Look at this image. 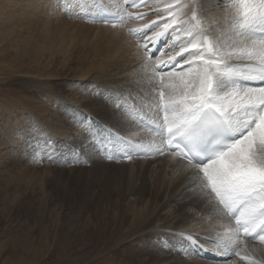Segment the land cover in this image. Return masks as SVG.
<instances>
[{
    "label": "rangeland",
    "instance_id": "rangeland-1",
    "mask_svg": "<svg viewBox=\"0 0 264 264\" xmlns=\"http://www.w3.org/2000/svg\"><path fill=\"white\" fill-rule=\"evenodd\" d=\"M62 4L0 0V264L155 263V250L107 249L103 220L111 212L100 208L93 218V200L105 204L90 197L106 201L122 186L123 173L92 159L87 136L76 133L67 111L70 105L123 128L119 112L101 97L122 91L134 99L145 89L134 80L143 58L125 33L78 22ZM154 15L146 22L159 18ZM80 157L91 159V166H73ZM92 225L101 227L97 235L88 232ZM179 257L199 263L188 252Z\"/></svg>",
    "mask_w": 264,
    "mask_h": 264
},
{
    "label": "snow or ice",
    "instance_id": "snow-or-ice-1",
    "mask_svg": "<svg viewBox=\"0 0 264 264\" xmlns=\"http://www.w3.org/2000/svg\"><path fill=\"white\" fill-rule=\"evenodd\" d=\"M141 7L170 17L151 36L146 30L155 21L129 30L144 40L138 47L144 50L142 66L149 73L154 101L153 116L145 125L152 139L133 143L114 135L113 147L105 149L107 159L130 161L147 154L177 160L201 196L226 218L234 237L227 254L239 256L236 249L245 240L264 244V0H216L222 13L216 28L204 26L201 15L206 13H198L194 0H116L114 11L100 0L62 4L74 18L113 27L143 19L146 13L128 10ZM169 29V48L179 51H170L167 61L154 60L149 43ZM113 102L123 111L120 98ZM33 158L37 163L43 159L36 152ZM182 238L199 246L193 234Z\"/></svg>",
    "mask_w": 264,
    "mask_h": 264
},
{
    "label": "bare ground",
    "instance_id": "bare-ground-1",
    "mask_svg": "<svg viewBox=\"0 0 264 264\" xmlns=\"http://www.w3.org/2000/svg\"><path fill=\"white\" fill-rule=\"evenodd\" d=\"M202 5L203 10L199 7L197 11L198 13H201V11L206 13L201 15L204 26L216 28L217 20L222 15L220 9L216 7V4L212 6L210 0H203ZM171 43L173 42L167 43L165 49L174 54L177 49H170L169 45ZM138 52L140 53L139 50ZM140 55L142 56L141 53ZM164 58L163 61L168 57ZM179 59L180 57L177 58V60ZM140 66L141 63L135 70L134 80L147 87L148 82L141 72ZM170 67L168 66L165 70ZM76 107L80 108L78 104H76ZM129 125L135 130L139 128L137 125ZM113 128L121 133L127 131L126 125L123 128L119 126H113ZM143 132L138 131L133 135V140L128 141L149 143L151 140L146 142V132ZM115 167L120 169V173H123H119L123 180L119 190L109 195L106 201L102 200L101 195L90 197L91 199L94 197L106 205L93 200L95 206L92 210L93 218L99 216L98 211L100 208L111 212L103 220L105 223L103 232L108 237L105 240L107 249L114 251L121 247L119 250L125 252V248L133 251L136 247H139L142 249V254L144 252L152 254V250L157 252V254L155 253L157 256L155 263L152 264H192L181 260L178 255H175L176 245L179 241L175 232L187 231V234H193L199 238V241L205 243L225 240V225L222 222L224 217L201 196L199 189L191 182V177L185 168L177 164L170 156H157L147 163L120 164L115 165ZM113 179L111 180L113 181ZM78 196L81 202L82 192H79ZM77 209L79 213L81 211L80 204ZM162 212L165 213L166 217H163ZM89 230L90 234L97 235L101 231V227L92 225ZM153 240L158 242L153 243ZM127 241L134 242V246L126 245L125 242ZM233 246L234 244L222 245L219 249L220 255H216L211 248H206L203 253L211 259L220 256L219 263L213 262L215 264H251L248 261L256 258V255H252L247 261V258L241 255L233 259L231 263H225V259L222 258H227V254L224 251L233 248ZM161 249H165V251ZM193 264L212 263L193 262Z\"/></svg>",
    "mask_w": 264,
    "mask_h": 264
}]
</instances>
